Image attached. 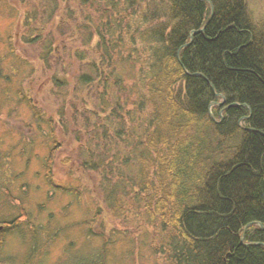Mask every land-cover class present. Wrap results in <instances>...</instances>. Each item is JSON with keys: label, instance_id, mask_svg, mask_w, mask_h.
I'll return each mask as SVG.
<instances>
[{"label": "trees", "instance_id": "1", "mask_svg": "<svg viewBox=\"0 0 264 264\" xmlns=\"http://www.w3.org/2000/svg\"><path fill=\"white\" fill-rule=\"evenodd\" d=\"M210 2L212 15L205 0H22L21 39L40 45L54 87L64 85L63 64L58 71L51 61L54 54L62 59L59 49L79 62V85L92 87L98 78V111L107 112L117 139L134 141L125 157L137 162L139 192L159 229L156 252L165 264H264L258 225L264 227V25L250 18L247 0ZM73 37L85 48H68ZM93 43L99 62L112 67L101 68L102 79L94 59L89 72L81 71ZM123 64L135 72L123 77ZM16 93L52 135L51 120L20 88ZM136 111L144 114L140 121ZM52 143L44 177L63 189L52 181ZM112 191L107 205L118 216L123 204ZM20 210L0 221L1 238L24 234L20 226L29 215Z\"/></svg>", "mask_w": 264, "mask_h": 264}, {"label": "rangeland", "instance_id": "2", "mask_svg": "<svg viewBox=\"0 0 264 264\" xmlns=\"http://www.w3.org/2000/svg\"><path fill=\"white\" fill-rule=\"evenodd\" d=\"M247 6L250 18L264 25V0H247ZM26 8L22 0H0V221L20 216V209L29 215L27 223L26 217L20 219L24 234L0 237V258H11L8 264H165L156 252L159 229L149 222L145 194L139 192L137 162L125 157L134 141L114 136L107 112L97 108L98 78L92 87L79 85L74 77L79 62L65 57L64 49L58 51V62L52 55L56 70L63 64L58 76L64 85L54 87L53 70L39 58L40 45L21 39ZM69 39L68 48H85L81 37ZM94 47L86 45L88 59L81 71L89 72L87 64L94 59L102 79L101 68L107 72L112 67L99 62ZM118 70L123 77L135 72L126 64ZM18 88L44 120H51L52 135L48 124H38L16 96ZM136 112L140 121L144 114ZM53 140L52 181L63 189L51 187L44 177ZM109 190L122 201L118 216L107 205Z\"/></svg>", "mask_w": 264, "mask_h": 264}, {"label": "bare ground", "instance_id": "3", "mask_svg": "<svg viewBox=\"0 0 264 264\" xmlns=\"http://www.w3.org/2000/svg\"><path fill=\"white\" fill-rule=\"evenodd\" d=\"M207 3H208V5H209V7H210V9H211V15H212V12H213V6H212V3L210 2V0H205ZM193 31H195V30H193ZM197 32H202L203 31V29L201 28V30L199 29V31L198 30H196ZM196 33V32H195ZM194 34V33H193ZM193 34H191L190 36H191V38H192V35ZM220 104V103H219ZM222 104V103H221ZM211 115V117L212 118H214V116H213V114L211 113L210 114ZM258 225H259V223H258ZM241 242H242V239H243V235L241 236Z\"/></svg>", "mask_w": 264, "mask_h": 264}, {"label": "water", "instance_id": "4", "mask_svg": "<svg viewBox=\"0 0 264 264\" xmlns=\"http://www.w3.org/2000/svg\"><path fill=\"white\" fill-rule=\"evenodd\" d=\"M202 29H203V28H202ZM200 30H201V29H200ZM198 31H199V30H198ZM195 32H197V31H196V30H195V31H191V32H190V35L193 34V33H195ZM221 103H222V102H221ZM221 103H220V104H221ZM259 226L261 227V229H264V227H263L262 224L259 223ZM1 228H2V226H0V230H1Z\"/></svg>", "mask_w": 264, "mask_h": 264}]
</instances>
